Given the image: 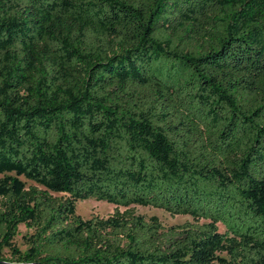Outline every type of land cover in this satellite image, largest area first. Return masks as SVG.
Returning <instances> with one entry per match:
<instances>
[{
  "label": "trees",
  "instance_id": "16d2710c",
  "mask_svg": "<svg viewBox=\"0 0 264 264\" xmlns=\"http://www.w3.org/2000/svg\"><path fill=\"white\" fill-rule=\"evenodd\" d=\"M0 176V264H264V0H0Z\"/></svg>",
  "mask_w": 264,
  "mask_h": 264
},
{
  "label": "rangeland",
  "instance_id": "374dc122",
  "mask_svg": "<svg viewBox=\"0 0 264 264\" xmlns=\"http://www.w3.org/2000/svg\"><path fill=\"white\" fill-rule=\"evenodd\" d=\"M2 176H0L1 178ZM22 180V179H21ZM118 209L120 213L125 212L126 210L132 209L135 214L149 219L150 217H156L164 228H169L172 226H180L186 222H193L189 216H170L166 212L150 207H140V206H131L129 208L116 207L112 204L106 202H97L94 200H86L76 203V215L82 218L83 220H88L92 217L107 218L112 215L114 211ZM220 232H224V229L219 226ZM30 231H27L24 226L18 227V235L14 238L13 243L21 252L27 249V246L24 241V236L29 234ZM4 255L9 259V253L7 250H4ZM224 256L223 254L220 255Z\"/></svg>",
  "mask_w": 264,
  "mask_h": 264
}]
</instances>
